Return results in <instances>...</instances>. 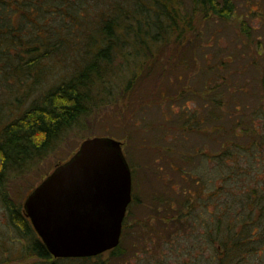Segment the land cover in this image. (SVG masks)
Listing matches in <instances>:
<instances>
[{
    "label": "trees",
    "instance_id": "trees-1",
    "mask_svg": "<svg viewBox=\"0 0 264 264\" xmlns=\"http://www.w3.org/2000/svg\"><path fill=\"white\" fill-rule=\"evenodd\" d=\"M234 11L233 0H0V189L9 176L30 169L53 151L64 132L92 114L106 96L126 97L136 90L139 77L149 75L150 63L160 64L166 55L171 56L170 69L178 80L185 81L184 68H191L194 77L201 71L200 100L204 102L207 96L213 102L212 139L219 142L221 152L215 154V172L210 168L209 176L191 175L190 187L199 188L197 194L187 189L190 192L182 190L180 198L154 199V207H162L163 214L156 212L158 224L155 230L148 229L145 241L150 243L143 249L147 256L139 263L169 264L166 257L161 258L167 250L177 258L180 252L187 253V261L178 258L176 264H264V179L242 169L243 142L250 136L244 124L237 123L244 113L236 115V111L244 106L237 92L244 90L234 74L240 69L228 66L237 55L223 52L218 59L220 52L215 48L217 61L227 63L230 89L226 90V76L219 72L213 78L204 76L200 52L209 56L206 52L212 40L209 37L196 45L202 33L192 26L196 13L201 12L203 20L209 21L212 14L214 20L227 21ZM189 32L195 42L188 38ZM180 46L191 51L189 61L184 51H174ZM154 48L161 50L154 55ZM195 55L202 58L201 65L196 64ZM260 81L264 95V76ZM230 90L234 97H228ZM206 103L201 105L204 113L209 111ZM161 114L163 120L174 123L166 132L173 129L178 137L181 132L186 138L195 134L203 121L201 116L195 119L185 110L179 113L169 107ZM227 119L237 124L225 126ZM201 133L211 139L210 130ZM6 206L17 231L31 235L29 252L49 258L28 218L7 200ZM147 227L144 224L141 231L146 228L147 233ZM117 246L109 249L112 257ZM157 251L159 256L152 255ZM99 254L54 257L48 264L64 258H98Z\"/></svg>",
    "mask_w": 264,
    "mask_h": 264
},
{
    "label": "rangeland",
    "instance_id": "rangeland-1",
    "mask_svg": "<svg viewBox=\"0 0 264 264\" xmlns=\"http://www.w3.org/2000/svg\"><path fill=\"white\" fill-rule=\"evenodd\" d=\"M233 1L235 11L227 21L214 20L212 14L209 21L203 20L201 12L194 15L192 26L198 27L199 32L202 33L196 45L201 46L209 37L212 40L208 44L211 50L208 49L206 52L209 56L200 52V55L204 56V61L197 55L194 57L197 59L196 64L204 62L202 70L204 76L213 78L218 72L226 76L224 89L228 90L230 89L227 79L229 72L225 71L228 69L227 63L224 60L217 61L215 48L217 47L220 52L218 59L223 52H233L237 55L233 62H228V66L236 67L233 68L234 71L240 69L234 74L237 84H242L244 90L240 88V92H237V98H242L244 106L236 111V115L244 113L241 123H237L240 127L244 124L243 127L250 136L243 142L246 150L243 151L242 169L246 170L247 175H255L257 179L262 180L264 179V95L260 80L264 76V0ZM200 18H202L201 22ZM207 26L209 30L204 29ZM188 34L192 42L197 40L192 33ZM160 50L154 48L153 54H157ZM174 51H184L187 54L186 62L190 60L191 51L188 47L180 46ZM164 58L160 64L154 60L148 65L149 75L138 78V85L134 86L136 90L127 93L126 97L118 94H113L114 97L106 96V101L92 114L82 118L74 127L64 132L53 151L31 165L30 169L6 179L0 189V264H48L54 259L52 256L46 259L39 258L29 252L31 235H21L17 231L18 228L12 225L6 200L23 214V201L27 194L43 176L53 170L56 164L69 158L78 148L81 140L86 137L104 135L121 141L131 171L132 199L125 213L121 238L117 246L119 249L113 254L114 257L107 250L99 254L98 258L92 257L87 260L64 258L58 264H141L139 262H143L147 256L143 249L150 243L145 241V237L150 233L148 229L150 226V229H156L158 224L156 212L163 214L162 207L160 210L154 207L156 202L154 199L166 195H171L172 199L180 198L182 190L186 194L190 191L197 194L200 191L199 188L190 187L193 186L190 177L201 176L200 173L209 176L210 168L215 172L217 164L215 154L221 152L219 142L212 139L216 124L211 117L213 102H210L207 96H204V102L200 100L202 85L199 81L202 76H199L201 71H196L198 67L195 68L197 72L195 77L190 71L191 68L181 70L184 71L185 76L182 77L185 82L173 76V74L178 75L176 72L172 73L173 68L170 69L171 56L166 55ZM252 61L254 64L251 63ZM188 65L191 66L192 63ZM170 76L172 79L168 78ZM189 81L197 85L188 84ZM159 88L161 91L163 88L165 90L160 93V90L157 91ZM230 92L229 94L226 92L228 97H234L233 92L231 90ZM155 101L161 102L162 107L160 104H155ZM205 102H208L206 108H209L206 113L202 111L201 106ZM168 107L179 113L185 110L188 116L191 117L193 114L195 119L201 116L203 121L198 133L186 138L185 132H181V137H178L173 129L172 132L171 130L166 132L165 128L174 126L173 122L163 120L161 116V112L167 113ZM227 110L231 111L230 108ZM237 123H232L228 119L224 121L225 126H233ZM206 129L210 130L211 139L201 133ZM255 143L258 146H253ZM259 168L262 169L257 171ZM187 189L190 191L187 192ZM174 206L178 207V205ZM175 211V208H172V212ZM172 212L164 214L168 215ZM144 224L148 225L147 233L144 232L146 228L141 231ZM161 253L164 254L161 258L166 257L169 264H176L178 258L180 261H187L186 252H180L178 258L175 253L171 254V251L167 253L166 250ZM159 254L160 252L157 251L152 255L157 257ZM152 258L155 260L154 256Z\"/></svg>",
    "mask_w": 264,
    "mask_h": 264
},
{
    "label": "water",
    "instance_id": "water-1",
    "mask_svg": "<svg viewBox=\"0 0 264 264\" xmlns=\"http://www.w3.org/2000/svg\"><path fill=\"white\" fill-rule=\"evenodd\" d=\"M121 141L94 135L27 194L26 215L53 257H87L116 247L131 201Z\"/></svg>",
    "mask_w": 264,
    "mask_h": 264
},
{
    "label": "flooded vegetation",
    "instance_id": "flooded-vegetation-1",
    "mask_svg": "<svg viewBox=\"0 0 264 264\" xmlns=\"http://www.w3.org/2000/svg\"><path fill=\"white\" fill-rule=\"evenodd\" d=\"M132 199V198H131ZM131 202V201H130ZM23 215H24V217L26 218H28V220H29V224H30V227L32 228V230L34 231V234H35V236H36V238L39 240V241H41L42 242V240H41V238H40V236L38 235V233L36 232V230L34 229V227H33V225H32V223H31V221H30V218L26 215V213H25V211H24V208H23ZM42 244H44L43 242H42ZM45 246V245H44ZM46 247V246H45ZM47 249V248H46ZM48 251V250H47ZM49 253V252H48ZM49 255H51L52 257H53V255L52 254H50L49 253Z\"/></svg>",
    "mask_w": 264,
    "mask_h": 264
}]
</instances>
